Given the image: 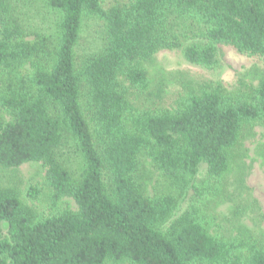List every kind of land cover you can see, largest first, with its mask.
Wrapping results in <instances>:
<instances>
[{"label": "trees", "instance_id": "16d2710c", "mask_svg": "<svg viewBox=\"0 0 264 264\" xmlns=\"http://www.w3.org/2000/svg\"><path fill=\"white\" fill-rule=\"evenodd\" d=\"M19 1L0 0V169L42 164L53 202L77 210L37 216L0 187V264H264L263 245L213 236L205 222L245 131L264 125V76L206 86L173 110L130 99L147 91L144 63L161 50L208 70L220 68L219 45L264 57V0H31L55 17L48 33L24 29ZM87 19L101 23V44L79 56ZM141 157L174 194L144 195Z\"/></svg>", "mask_w": 264, "mask_h": 264}, {"label": "rangeland", "instance_id": "374dc122", "mask_svg": "<svg viewBox=\"0 0 264 264\" xmlns=\"http://www.w3.org/2000/svg\"><path fill=\"white\" fill-rule=\"evenodd\" d=\"M125 1L108 0V3ZM15 16L28 32L48 33L56 23L48 10L31 0L17 2ZM102 31L99 21H83L76 50L79 56L94 53L99 48ZM218 48L220 68L216 70L189 64L182 57L180 49L157 52L144 63L149 78L147 91L142 94L131 91V102L140 108L173 110L179 97L199 92L206 86L219 84L231 90L239 83L254 86L263 78L264 57L240 54L226 45H219ZM68 152L70 154L67 151L64 153L68 157V166L77 170L79 160L71 151ZM204 179L205 165H201L197 180ZM135 180L142 185L146 197L174 194L166 178L146 157L140 158ZM29 186L37 187L40 191L35 201L26 197ZM0 187L15 188L22 203L37 216L77 210L72 199L61 198L53 202L46 180V168L40 163L25 164L15 170L0 169ZM186 206L187 199L181 200L176 216ZM206 218L209 233L213 236L251 239L264 246V125L245 131L227 177L224 196L219 204L208 210Z\"/></svg>", "mask_w": 264, "mask_h": 264}]
</instances>
